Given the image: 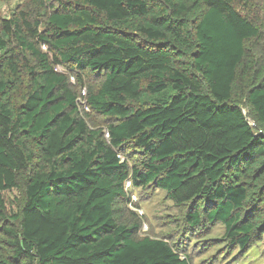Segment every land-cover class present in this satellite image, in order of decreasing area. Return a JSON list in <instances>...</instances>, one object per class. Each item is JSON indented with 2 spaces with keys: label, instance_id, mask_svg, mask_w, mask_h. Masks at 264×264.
I'll return each mask as SVG.
<instances>
[{
  "label": "trees",
  "instance_id": "obj_1",
  "mask_svg": "<svg viewBox=\"0 0 264 264\" xmlns=\"http://www.w3.org/2000/svg\"><path fill=\"white\" fill-rule=\"evenodd\" d=\"M133 188L187 205L191 236L261 240L264 0H24L0 19V264H193L184 234L138 237Z\"/></svg>",
  "mask_w": 264,
  "mask_h": 264
},
{
  "label": "rangeland",
  "instance_id": "obj_2",
  "mask_svg": "<svg viewBox=\"0 0 264 264\" xmlns=\"http://www.w3.org/2000/svg\"><path fill=\"white\" fill-rule=\"evenodd\" d=\"M24 0H2L0 1V19L7 17L10 11L22 3ZM59 71H64L71 83H75V72L57 66ZM73 78V80H72ZM93 80L91 76H84L81 80V89L77 87V93L83 88L86 89L88 83ZM244 109V113L247 114ZM95 114V113H94ZM90 114L86 122L90 128H104L103 119L99 115ZM130 163L133 159L129 157ZM131 189V185L127 187ZM3 196L6 201L8 212L14 213L19 204L21 194L17 190L5 191ZM187 210V205H176L163 190H143L133 188L130 199L127 201L126 215L128 217L137 216L141 222L138 237H181L186 239V248L191 254L193 264H264V235L261 240L254 243L246 253H241L238 248L229 247L222 239L224 226L216 222L208 233H197L191 236V231L185 228L183 214Z\"/></svg>",
  "mask_w": 264,
  "mask_h": 264
},
{
  "label": "built area",
  "instance_id": "obj_3",
  "mask_svg": "<svg viewBox=\"0 0 264 264\" xmlns=\"http://www.w3.org/2000/svg\"><path fill=\"white\" fill-rule=\"evenodd\" d=\"M73 80V78H72ZM77 106H78V110L82 115H85L86 113L90 112V108L87 104L86 101V89L83 88L81 91V95L77 97ZM131 185L130 181H126V188L129 187Z\"/></svg>",
  "mask_w": 264,
  "mask_h": 264
}]
</instances>
